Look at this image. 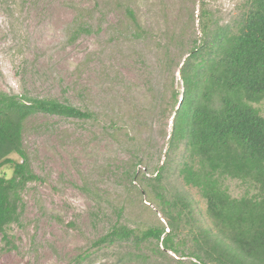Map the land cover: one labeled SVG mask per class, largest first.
Returning a JSON list of instances; mask_svg holds the SVG:
<instances>
[{"label":"rangeland","instance_id":"rangeland-1","mask_svg":"<svg viewBox=\"0 0 264 264\" xmlns=\"http://www.w3.org/2000/svg\"><path fill=\"white\" fill-rule=\"evenodd\" d=\"M244 1L0 0V90L92 113L24 121L39 179L20 191L10 243L0 233V264H204L193 255L200 231L217 230L180 174L185 141L169 145L179 68L207 32L237 25ZM253 105L264 117V99ZM222 185L232 197L253 192L235 178ZM115 224L135 238L97 242ZM149 229L169 234L175 252L144 238Z\"/></svg>","mask_w":264,"mask_h":264},{"label":"trees","instance_id":"trees-1","mask_svg":"<svg viewBox=\"0 0 264 264\" xmlns=\"http://www.w3.org/2000/svg\"><path fill=\"white\" fill-rule=\"evenodd\" d=\"M179 73L183 91L173 111L169 145L185 141L189 161L180 174L198 189L217 230L215 235L200 231L193 255L204 264L206 259L264 264V117L253 105L264 99V0H245L234 28L207 32L183 59ZM37 112L92 116L54 98L0 90V166L12 165L11 177L0 176V233L6 244L4 228L18 218L20 191L39 179L22 143L24 121ZM13 153L20 160L12 159ZM227 177L248 183L253 192L232 197L222 185ZM161 232L149 229L144 238L153 236L175 252L170 235L161 237ZM133 238V229L115 224L97 242Z\"/></svg>","mask_w":264,"mask_h":264}]
</instances>
